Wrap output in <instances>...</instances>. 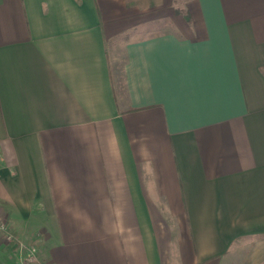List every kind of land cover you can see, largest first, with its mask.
Listing matches in <instances>:
<instances>
[{
    "label": "crops",
    "instance_id": "1",
    "mask_svg": "<svg viewBox=\"0 0 264 264\" xmlns=\"http://www.w3.org/2000/svg\"><path fill=\"white\" fill-rule=\"evenodd\" d=\"M0 218L44 264H264V0H0Z\"/></svg>",
    "mask_w": 264,
    "mask_h": 264
},
{
    "label": "built area",
    "instance_id": "2",
    "mask_svg": "<svg viewBox=\"0 0 264 264\" xmlns=\"http://www.w3.org/2000/svg\"><path fill=\"white\" fill-rule=\"evenodd\" d=\"M0 235L6 242L12 244L16 259L20 264H44L38 258V249L34 242H23L10 230L4 219L0 218Z\"/></svg>",
    "mask_w": 264,
    "mask_h": 264
}]
</instances>
